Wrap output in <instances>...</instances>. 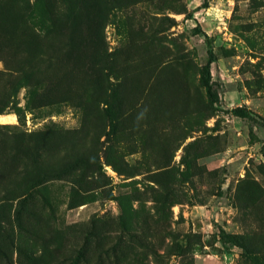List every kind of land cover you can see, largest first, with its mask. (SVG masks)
Segmentation results:
<instances>
[{
	"label": "rangeland",
	"instance_id": "obj_1",
	"mask_svg": "<svg viewBox=\"0 0 264 264\" xmlns=\"http://www.w3.org/2000/svg\"><path fill=\"white\" fill-rule=\"evenodd\" d=\"M3 114L0 264H264V0H0Z\"/></svg>",
	"mask_w": 264,
	"mask_h": 264
},
{
	"label": "trees",
	"instance_id": "obj_2",
	"mask_svg": "<svg viewBox=\"0 0 264 264\" xmlns=\"http://www.w3.org/2000/svg\"><path fill=\"white\" fill-rule=\"evenodd\" d=\"M209 54H210L209 60L203 68L202 78H203V85L205 87L206 94L209 99L210 105L214 109L213 106L216 102V94H215L214 88L211 83V69H210V66H211L210 64H211V61H213L214 59V55L212 51H209ZM233 112L239 116H250V113L243 107H236L233 110ZM263 125H264V121H263Z\"/></svg>",
	"mask_w": 264,
	"mask_h": 264
},
{
	"label": "bare ground",
	"instance_id": "obj_3",
	"mask_svg": "<svg viewBox=\"0 0 264 264\" xmlns=\"http://www.w3.org/2000/svg\"><path fill=\"white\" fill-rule=\"evenodd\" d=\"M16 121V117L11 114H3L0 115V122L1 123H14Z\"/></svg>",
	"mask_w": 264,
	"mask_h": 264
}]
</instances>
